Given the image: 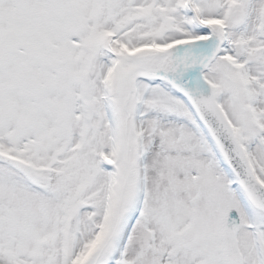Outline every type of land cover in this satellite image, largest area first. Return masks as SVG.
<instances>
[{
	"label": "snow or ice",
	"instance_id": "obj_1",
	"mask_svg": "<svg viewBox=\"0 0 264 264\" xmlns=\"http://www.w3.org/2000/svg\"><path fill=\"white\" fill-rule=\"evenodd\" d=\"M0 264H264V0H0Z\"/></svg>",
	"mask_w": 264,
	"mask_h": 264
}]
</instances>
